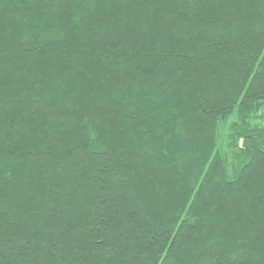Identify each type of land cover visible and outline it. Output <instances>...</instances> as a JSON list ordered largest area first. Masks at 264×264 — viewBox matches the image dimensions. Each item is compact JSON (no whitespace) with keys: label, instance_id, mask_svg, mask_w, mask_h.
<instances>
[{"label":"trees","instance_id":"16d2710c","mask_svg":"<svg viewBox=\"0 0 264 264\" xmlns=\"http://www.w3.org/2000/svg\"><path fill=\"white\" fill-rule=\"evenodd\" d=\"M0 264H264V0H0Z\"/></svg>","mask_w":264,"mask_h":264},{"label":"rangeland","instance_id":"374dc122","mask_svg":"<svg viewBox=\"0 0 264 264\" xmlns=\"http://www.w3.org/2000/svg\"><path fill=\"white\" fill-rule=\"evenodd\" d=\"M234 118H232L231 120L228 121V123H226L225 125L221 126V130H220V139H219V143L220 146L226 151V146L228 145L229 139V128L231 126V122L233 121Z\"/></svg>","mask_w":264,"mask_h":264}]
</instances>
